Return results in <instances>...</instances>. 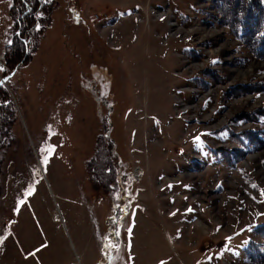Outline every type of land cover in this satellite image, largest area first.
Here are the masks:
<instances>
[{
  "label": "rangeland",
  "instance_id": "374dc122",
  "mask_svg": "<svg viewBox=\"0 0 264 264\" xmlns=\"http://www.w3.org/2000/svg\"><path fill=\"white\" fill-rule=\"evenodd\" d=\"M52 1L16 67L0 0L3 228L40 264H106L105 226L110 264H264L263 10Z\"/></svg>",
  "mask_w": 264,
  "mask_h": 264
},
{
  "label": "trees",
  "instance_id": "16d2710c",
  "mask_svg": "<svg viewBox=\"0 0 264 264\" xmlns=\"http://www.w3.org/2000/svg\"><path fill=\"white\" fill-rule=\"evenodd\" d=\"M230 3H232V5H236L243 8L245 14L250 13L251 11L254 12V10L255 11L263 10L262 14H264L263 0H226L227 8H229L228 4ZM15 4L17 6L13 7V5ZM54 5L55 4L52 0H12V4L10 6V13L11 15H13L12 11H14L16 12V14H18L16 15V17L12 16L14 22L13 24L14 32L12 36V41L9 44V46L6 48V51L9 52L8 59H10L9 61L13 64L12 66L17 67L26 58L24 52L26 50V39L28 38L27 34L37 24L35 14L42 12V14L48 16V20H49ZM255 7H257L258 10H256ZM229 10L233 11V8H229ZM262 38L264 39V32L263 35L261 34V38H260L261 42L257 47V50L259 51H262V49H264V42H262L263 40ZM257 40H259V37ZM85 167H86V173L89 179L90 186L95 187L94 186L95 181H93V179L96 178L90 177V174L88 173L87 170V165Z\"/></svg>",
  "mask_w": 264,
  "mask_h": 264
},
{
  "label": "crops",
  "instance_id": "0c3cea01",
  "mask_svg": "<svg viewBox=\"0 0 264 264\" xmlns=\"http://www.w3.org/2000/svg\"><path fill=\"white\" fill-rule=\"evenodd\" d=\"M3 228V223L0 224V237H3L0 243V264H40L31 251L32 243L27 245L19 243L15 236H12V225Z\"/></svg>",
  "mask_w": 264,
  "mask_h": 264
},
{
  "label": "flooded vegetation",
  "instance_id": "af4514ba",
  "mask_svg": "<svg viewBox=\"0 0 264 264\" xmlns=\"http://www.w3.org/2000/svg\"><path fill=\"white\" fill-rule=\"evenodd\" d=\"M13 121H14V119H12V117H11V121H10L9 125H11V123ZM1 132L2 131L0 129V143L2 142V138H1L2 133ZM110 218H111V221H112L110 224H112V225L117 224V222H118L117 221V216H115V217L106 216L105 219H104V226L106 224V221L108 219H110ZM104 229H105V231L102 234L103 241H102V245H101V249H100V252H101L100 256H102V258L105 260L106 264H110L112 262L111 260H113V257L117 253V252L113 253V251H115V249L119 245L118 232H116V229H115L114 226L111 227V228L108 227V226L107 227L105 226ZM115 240H116V242L114 243L113 241H115ZM98 262L99 261H97V264H98ZM103 263H104V261H103Z\"/></svg>",
  "mask_w": 264,
  "mask_h": 264
},
{
  "label": "snow or ice",
  "instance_id": "6c2138e0",
  "mask_svg": "<svg viewBox=\"0 0 264 264\" xmlns=\"http://www.w3.org/2000/svg\"><path fill=\"white\" fill-rule=\"evenodd\" d=\"M3 69L2 68H0V71H2ZM0 83H2V82H0ZM198 139V138H197ZM45 162H47L46 160H45ZM29 195L31 194V192H29L28 193ZM262 194H264V192H262ZM21 203H23V202H21ZM188 211H191V209H188ZM174 214V213H173ZM130 231V230H129ZM3 237H0V243H2V241H3ZM37 251H39V249H37ZM33 255H34V253H33ZM161 264H165V262L164 261H161Z\"/></svg>",
  "mask_w": 264,
  "mask_h": 264
},
{
  "label": "water",
  "instance_id": "95a60500",
  "mask_svg": "<svg viewBox=\"0 0 264 264\" xmlns=\"http://www.w3.org/2000/svg\"><path fill=\"white\" fill-rule=\"evenodd\" d=\"M14 71L15 70H13L7 77H5L3 79H0V82H2V83H0V85H2L5 82L6 79H8L9 77H11L13 75Z\"/></svg>",
  "mask_w": 264,
  "mask_h": 264
}]
</instances>
